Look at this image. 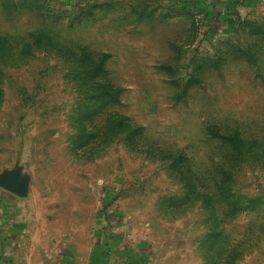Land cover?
Returning <instances> with one entry per match:
<instances>
[{
	"label": "rangeland",
	"instance_id": "374dc122",
	"mask_svg": "<svg viewBox=\"0 0 264 264\" xmlns=\"http://www.w3.org/2000/svg\"><path fill=\"white\" fill-rule=\"evenodd\" d=\"M198 18L176 0H0V200L35 234L92 264L110 238L131 264H264V0L210 29ZM41 31L54 49L29 47ZM82 54L117 99L91 97ZM234 131L260 158L232 169L224 196Z\"/></svg>",
	"mask_w": 264,
	"mask_h": 264
},
{
	"label": "trees",
	"instance_id": "16d2710c",
	"mask_svg": "<svg viewBox=\"0 0 264 264\" xmlns=\"http://www.w3.org/2000/svg\"><path fill=\"white\" fill-rule=\"evenodd\" d=\"M177 3L183 8H192L194 9V13L197 15L198 21L204 25L206 28L210 29L211 25L214 23L216 19L223 21L228 14L236 16L237 20L241 19V15L235 10V5L238 2L233 0H223L220 3L224 8L225 12L223 15L217 14L213 8V1L209 0H176ZM236 14V15H234ZM32 43L29 44V47H33L34 45L38 48H43L44 50L54 49L55 38L53 35L49 33V31H41L38 35L34 36ZM9 41L6 37L0 36V59L4 57V55H11V50L8 52ZM74 64H72L73 72L75 76L81 79L83 82L92 83L91 97L95 100L96 103L107 102L108 100L117 99V90L112 88L109 85L98 83L95 81L94 77L102 70L103 62L101 60L96 61L91 59L88 54H82L77 59H74ZM92 77V78H90ZM88 83V84H89ZM113 130L120 133V136L125 138L127 141H131L132 135L135 130H138V127L133 128L128 123H126L125 118H120L118 123L113 127ZM215 135V134H214ZM224 141L228 144L229 150L228 153L231 156V159L234 158V161L229 162L225 165L222 164L219 167V179L216 180L215 188L218 194H223L224 196L230 193L228 191V181L231 178L232 169L237 167L238 163L242 162V159L248 156L253 157V159L258 160L260 158L259 152L254 150V145H256V141L252 139L245 138L241 135L239 131H234L231 134L224 135ZM185 153L179 152V158L177 155L168 156V159H171L173 162L171 166H178L180 163L185 160ZM225 165V166H224ZM189 187V186H188ZM189 192H192L195 198H207V202H210L212 199V195L209 193L204 194L201 192V188H199L195 183L192 184L191 188L188 189ZM228 198V197H227ZM236 207V206H235Z\"/></svg>",
	"mask_w": 264,
	"mask_h": 264
},
{
	"label": "crops",
	"instance_id": "0c3cea01",
	"mask_svg": "<svg viewBox=\"0 0 264 264\" xmlns=\"http://www.w3.org/2000/svg\"><path fill=\"white\" fill-rule=\"evenodd\" d=\"M209 1H213L217 14H224L225 10L220 3L223 0ZM233 1L238 2L234 9L243 16L259 0ZM24 214L19 203L0 200V264H92L90 255H73L67 248L68 244L59 246L53 240H45L35 234L32 227L23 222ZM114 239L105 241L97 256V264H131L129 262L133 259V252H129L130 257L122 260L120 256L124 254L122 251L117 253L116 248L121 247L122 242H118V238Z\"/></svg>",
	"mask_w": 264,
	"mask_h": 264
}]
</instances>
